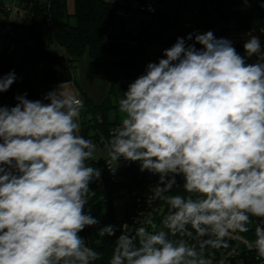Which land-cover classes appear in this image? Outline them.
Masks as SVG:
<instances>
[{"label": "clouds", "instance_id": "1", "mask_svg": "<svg viewBox=\"0 0 264 264\" xmlns=\"http://www.w3.org/2000/svg\"><path fill=\"white\" fill-rule=\"evenodd\" d=\"M249 37L254 63L211 31L195 35L200 49L177 38L123 92L105 161L157 175L152 199L168 213L133 232L121 225L108 264H213L210 250L233 238L264 260V51ZM15 80L0 76V93ZM65 87L48 103L24 94L0 106V264H96L102 254L80 233L96 227L100 245L117 231L85 211L101 171L87 163L96 144L78 134L83 101ZM178 177L185 195L169 194ZM253 230L251 240L236 235Z\"/></svg>", "mask_w": 264, "mask_h": 264}, {"label": "trees", "instance_id": "2", "mask_svg": "<svg viewBox=\"0 0 264 264\" xmlns=\"http://www.w3.org/2000/svg\"><path fill=\"white\" fill-rule=\"evenodd\" d=\"M41 0H22L20 9H25L32 15L29 26L30 37L34 43L27 42L23 45L24 61L31 63V69L23 64L16 65L14 62V50L4 49L0 52V76L14 72L16 80L10 88L0 93V106L9 108L18 102L16 97L26 94V98L32 101L44 99L46 95L40 93L39 86L44 83L66 82L74 78V67L82 59L87 58L89 67L93 73L102 74L110 83V92H114L117 86L127 91L129 84L145 73L144 68V43L132 45L129 39L138 38V33L127 35L121 29L117 34L114 31L116 9L119 7L107 0H75V11L68 12L67 0H50L49 12L47 8L42 10ZM206 9H214L221 19L234 20L241 27L257 29L264 39V7L261 0H202ZM182 3V0H181ZM48 13L51 16V24L47 23ZM44 15V21L41 20ZM75 18L72 23L71 17ZM48 24L50 35L44 37L41 33L42 24ZM140 31V30H139ZM145 41V39H144ZM56 45L62 49V55H55L51 46ZM43 63H48V69L43 68ZM37 80L29 78V72L37 71ZM22 89L24 92L22 93ZM115 107L110 96L105 97L100 103H95L91 98H85L83 111L92 113L93 119L88 120L82 127L83 136L87 138L90 131L100 129L107 132L112 124L118 123L111 116V108ZM100 115L101 120L97 119ZM90 166H98V162L88 161ZM178 186L174 187L171 195H185L183 180L177 178ZM90 189L95 192L86 205L85 211H91V215L100 221L97 227L115 225L117 231L112 237L102 238L100 245L95 244L96 227H86L82 232L88 238L91 247L102 254V258L96 264H108L115 239L120 235L121 220L117 219L112 199L103 201V195L114 192L118 185L106 178L94 180ZM106 205V208L104 207ZM254 229V226H253ZM243 236L254 239V230Z\"/></svg>", "mask_w": 264, "mask_h": 264}, {"label": "built area", "instance_id": "3", "mask_svg": "<svg viewBox=\"0 0 264 264\" xmlns=\"http://www.w3.org/2000/svg\"><path fill=\"white\" fill-rule=\"evenodd\" d=\"M22 0H4L0 7L6 16L5 21H0V52L4 50V44L11 40L14 24L12 19L20 14V4ZM196 2L193 7L192 2ZM189 10L183 15H171L165 12V5L160 0H131L130 9L140 11L142 17L148 22V29L144 41V68L149 63H158L159 59L165 58L163 52L175 44L177 38H185L186 45L195 44L197 49L202 46L195 43V35L203 34L208 31L213 32L216 38H226L230 40L237 53L245 57L246 63H254L256 56L248 58L244 52L243 44L252 36L259 38L262 51H264V39L261 33L256 29L241 27L234 20L220 19L219 22L209 24H200L202 13L206 10L202 0H189ZM50 0L47 6L49 12ZM128 7H118L116 15L122 18L129 15ZM47 23L51 24V16L48 13L46 17ZM189 34L193 35L192 40H187ZM13 44L9 48H12ZM78 99L83 101L82 92L76 88ZM101 120L100 115L97 116ZM118 123L111 125L107 132H102L100 129L92 130L87 136V139L93 140L96 148H101L105 151V155L99 160L97 168L101 171L100 178H106L112 183L117 184L119 189L126 191L127 206L126 218L123 224H127V230L133 232L135 228L142 225L145 218L151 217L159 224L162 217L168 213V205L160 199H152L153 188L159 177L151 174L148 171L141 172L139 162L125 161L123 158L117 163L112 161L110 167L105 160H108L107 141L110 138V132ZM114 194L109 196V193L103 195V201L106 203L113 199ZM143 213L142 216L140 214ZM80 235L86 239V243L90 242L86 235L81 232ZM240 236L242 234H236ZM247 238V237H245ZM249 239V238H247ZM250 240V239H249ZM229 249L210 250L213 257V264H264V260L258 259L254 250H249L238 238H233L228 241ZM91 246V245H90ZM232 249L236 250V254H231Z\"/></svg>", "mask_w": 264, "mask_h": 264}, {"label": "rangeland", "instance_id": "4", "mask_svg": "<svg viewBox=\"0 0 264 264\" xmlns=\"http://www.w3.org/2000/svg\"><path fill=\"white\" fill-rule=\"evenodd\" d=\"M4 0H0L1 2ZM109 2H113L117 4L119 7H128L129 8V15L127 17L122 18L119 16H116L114 21V31L119 34L121 29L124 30V33L127 35H133V33L140 28V33L138 38L135 40L129 39V42L132 45H138L140 43H144V39L146 36V32L148 29V22L145 21V19L142 17L140 11H136L133 9H130L131 0H107ZM162 4L165 5V12L171 14V15H183L187 10H189V7L182 6L181 0H160ZM49 4V0H41L40 1V7L42 10H45ZM193 7H195L197 4L196 2H192ZM67 8L68 12L70 14H73L75 11V0H67ZM41 20L44 21V15L41 14L40 16ZM220 16L218 12L214 9H206L202 13V18L200 19V24H209L212 22H219ZM6 16L4 12L2 11L0 7V21H5ZM72 23L75 22V18L71 17ZM12 22L14 24V28L11 35V40L4 44L5 49H9L11 44H13V50H14V62L16 65L23 64L26 68L31 69V63L28 61H24V49L23 45L27 42L34 43V40L30 37V24L32 22V15L30 12L26 11L25 9H21V13L17 14L13 19ZM257 30V29H256ZM41 33L46 38L50 35V28L48 24H42L41 27ZM51 51L55 55H62V49L58 48L56 45L51 46ZM48 63H43V68L48 69L49 68ZM42 71V69H41ZM40 69L37 71H31L29 72V78L31 80H37L39 75V72H41ZM74 78L72 80L66 81V82H57V83H44L39 86L40 93L47 95L49 92L58 90L59 86L61 84H66V87L64 88V91L76 95V88L79 89L82 92V95L85 98H91L95 103H100L105 97L110 96L112 102L114 103L113 108H111L110 114L114 118V120H118L120 123L122 114L119 112L118 109V101L122 97L123 92L125 90L121 86H117L114 90V92H110V83L108 80L104 77L102 74H96L93 73L89 67L88 59L84 58L79 63H77L74 67ZM24 92V89L21 91ZM77 96V95H76ZM93 119V114L86 113L83 110H81L78 123L80 125L79 129V135L83 136L82 127L84 126V123L88 120ZM92 132V131H90ZM105 155V151L101 148H96L95 151V159L99 160L101 157ZM114 194V197L112 199L113 207L115 210V215L117 219L123 221L126 218L127 211V196L126 191L117 189L109 193V196ZM107 204H104V207L106 208Z\"/></svg>", "mask_w": 264, "mask_h": 264}, {"label": "water", "instance_id": "5", "mask_svg": "<svg viewBox=\"0 0 264 264\" xmlns=\"http://www.w3.org/2000/svg\"><path fill=\"white\" fill-rule=\"evenodd\" d=\"M261 1H262V4H263V7H264V0H261ZM189 4H190L189 0H182V6L187 7V6H189ZM139 30H140V28H138V29L135 31V33H138ZM11 49L13 50V46H12Z\"/></svg>", "mask_w": 264, "mask_h": 264}, {"label": "crops", "instance_id": "6", "mask_svg": "<svg viewBox=\"0 0 264 264\" xmlns=\"http://www.w3.org/2000/svg\"><path fill=\"white\" fill-rule=\"evenodd\" d=\"M20 13H21V11H20Z\"/></svg>", "mask_w": 264, "mask_h": 264}]
</instances>
